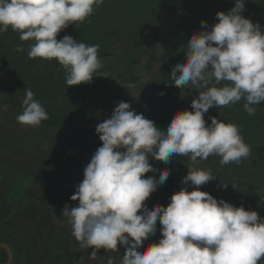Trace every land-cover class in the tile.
I'll list each match as a JSON object with an SVG mask.
<instances>
[{"label":"clouds","instance_id":"9594fccd","mask_svg":"<svg viewBox=\"0 0 264 264\" xmlns=\"http://www.w3.org/2000/svg\"><path fill=\"white\" fill-rule=\"evenodd\" d=\"M104 0H0V33L18 32L28 45L30 59L55 60L65 71L68 87L107 78L98 56L99 45H88L69 35L57 39L69 25L85 22ZM246 0L215 14L216 23L200 22L181 46L186 60L177 62L169 77L177 89H205L190 103L191 111H178L165 128L138 114L128 102H119L110 118L98 123L101 146L83 170V179L65 204L62 216L82 249L124 248L120 264H261L264 260V217L223 199L201 186L216 180L211 169L197 165L212 155L220 164H239L251 147L234 123L204 116L212 108L235 105L242 99L248 115L264 102V26L245 18ZM22 46L16 51L23 52ZM226 83L217 87L221 82ZM183 97V96H182ZM19 124L38 127L48 119L45 107L25 88ZM188 156L190 165L179 191L166 207L149 208L145 201L169 178L168 168L157 170L151 160L169 164L175 156ZM152 174L145 177V174ZM227 184H221L226 186ZM191 187L193 190L189 191ZM161 238L140 250L157 233ZM103 260L104 257H101ZM106 264H116L108 255Z\"/></svg>","mask_w":264,"mask_h":264},{"label":"trees","instance_id":"16d2710c","mask_svg":"<svg viewBox=\"0 0 264 264\" xmlns=\"http://www.w3.org/2000/svg\"><path fill=\"white\" fill-rule=\"evenodd\" d=\"M233 6L234 0H104L85 22L69 25L58 34L57 39L69 35L85 44L99 45L98 56L103 64L102 70L108 73V77L94 78L89 84L68 88L63 67L55 60L30 59L28 45L33 41H21L20 34L9 29L0 33V84L6 87L7 95H13V99L19 96L24 98L25 88H31L48 113V119L36 128L59 129L94 94L103 93L110 81L116 80L128 87L141 86L139 80L154 66V56L157 54L154 45L159 23L169 16L174 22L158 58V66L150 78L155 87L156 106L147 116L163 129L179 111L178 106L185 96L188 99L185 110L191 111V101L205 90L191 86L187 91L171 84V68L177 62L186 60L181 46H186L193 32L202 30L201 21L212 25L217 22V12L227 13ZM242 15L264 26V0H246ZM17 46L25 50L18 53ZM141 58L146 59V64L142 66L139 65ZM224 83L222 81L217 87ZM244 103L242 99L235 105L209 109L205 114L206 123H210L209 117H215L238 125L244 142L251 147V154L239 164L222 166L219 162L221 158L216 155L201 161L198 167L211 169L216 180L201 186L200 190L234 206L257 211L260 217H264V102L256 106L254 115L245 112ZM97 121L98 115L94 112L83 126L88 127ZM189 163L188 156L179 155L167 165L152 161L157 170L155 174L168 168L170 175L145 201L149 208L156 204L167 206L170 196L179 191L177 181L187 174ZM3 199L0 196V220L9 213L8 203ZM4 259L3 251L1 261ZM261 264H264V260Z\"/></svg>","mask_w":264,"mask_h":264},{"label":"rangeland","instance_id":"374dc122","mask_svg":"<svg viewBox=\"0 0 264 264\" xmlns=\"http://www.w3.org/2000/svg\"><path fill=\"white\" fill-rule=\"evenodd\" d=\"M173 22L174 19L169 16L161 19L154 45L157 53L154 56L156 58L153 61L154 66L139 80L141 86L128 87L121 85L116 80L110 81L103 93L100 91L94 94L93 98L72 113L59 126V129L36 128L19 124L16 117L23 111V97L19 96V98L13 99V95L11 93L7 95L6 87L0 84V195L11 197L13 188L10 187V184L16 186L21 174H30L31 177L36 176L38 181L45 176L50 177L46 178V182L44 181L46 183L45 188H48L47 186L55 188L62 185V189L68 187L70 190H75L83 179V170L90 162L91 156L101 146L99 137L96 134L97 124L110 118L115 106L121 101L128 102L133 110L138 114L142 113L146 118L148 113L156 106L155 87L150 78L158 66V58L165 46ZM144 64H146V59L141 58L139 65L142 66ZM188 88L187 91L190 90L191 85ZM187 104L188 99L185 96L180 102L178 110L184 111L187 108ZM94 112L98 115V121L88 127L83 126L88 117ZM152 161L150 159V163ZM148 175L150 174H145V177ZM66 176L68 182L73 183L63 184L66 182ZM181 180L182 178L177 181L179 190L181 187H186L181 184ZM59 189L57 188L56 190ZM188 190L191 191L193 189L189 187ZM59 191L57 196L60 198L70 199L72 196V193L68 192L69 190ZM25 194L28 195V193ZM30 196L41 197V212L43 215H49L47 211L43 210L45 203L51 205L52 213L58 214L62 213L65 204L69 206L70 203L67 202L68 200L58 203L49 194H38V192L34 191L30 192ZM18 197L21 198L22 196L18 195ZM69 208L71 209L72 207L69 206ZM1 227L2 225H0ZM159 228L160 225L157 221L156 235L149 237L143 242L140 248L141 251L149 244L158 242L160 239ZM3 237L4 239L8 238L6 234ZM85 250V253L90 256L94 249H82L78 246L79 254H82ZM118 252L107 253L104 249H100L97 252V258H90L88 263L106 264L107 256L111 255L116 258V264H120L124 248L118 245ZM101 257H104V259L102 260ZM29 259L31 258L28 257V261H30Z\"/></svg>","mask_w":264,"mask_h":264},{"label":"flooded vegetation","instance_id":"af4514ba","mask_svg":"<svg viewBox=\"0 0 264 264\" xmlns=\"http://www.w3.org/2000/svg\"><path fill=\"white\" fill-rule=\"evenodd\" d=\"M46 178L50 177L45 176L38 181L36 176L21 174L16 186L10 184V187L13 188L11 197L0 195L8 203L9 211L6 218L0 220V225H2L0 243L6 244L12 253L10 264H90L88 263L90 261L89 254L85 253L86 250L82 254L78 253L79 242L72 236L71 225L67 218L63 217L62 213H52L51 205L46 203L43 205V210L47 211L49 215H43L41 197L30 196V192L33 191L38 194H49L58 203L68 200L69 206L75 207L77 202L57 196L59 190H69L68 192L72 195L75 190H70L68 187L62 189V185L45 188ZM65 181L63 184L73 183L68 182L67 176ZM57 188L60 189L56 190ZM18 195L22 197L20 198ZM20 211L21 213H19ZM5 234L7 239L3 237ZM3 251L5 259L1 261ZM28 257L31 258L30 261H28ZM6 260L7 253L3 248H0V264L5 263Z\"/></svg>","mask_w":264,"mask_h":264},{"label":"water","instance_id":"95a60500","mask_svg":"<svg viewBox=\"0 0 264 264\" xmlns=\"http://www.w3.org/2000/svg\"><path fill=\"white\" fill-rule=\"evenodd\" d=\"M0 248H3L6 251V253H7V260H6L5 263H2V264H10L11 259H12V253H11L10 249L4 243H0Z\"/></svg>","mask_w":264,"mask_h":264}]
</instances>
